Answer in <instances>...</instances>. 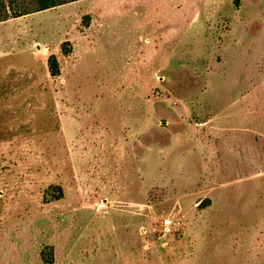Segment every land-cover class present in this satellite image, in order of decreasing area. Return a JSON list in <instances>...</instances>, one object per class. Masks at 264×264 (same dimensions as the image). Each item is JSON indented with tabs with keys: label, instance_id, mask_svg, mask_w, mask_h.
Listing matches in <instances>:
<instances>
[{
	"label": "rangeland",
	"instance_id": "rangeland-1",
	"mask_svg": "<svg viewBox=\"0 0 264 264\" xmlns=\"http://www.w3.org/2000/svg\"><path fill=\"white\" fill-rule=\"evenodd\" d=\"M0 264H264V0H0Z\"/></svg>",
	"mask_w": 264,
	"mask_h": 264
},
{
	"label": "crops",
	"instance_id": "crops-1",
	"mask_svg": "<svg viewBox=\"0 0 264 264\" xmlns=\"http://www.w3.org/2000/svg\"><path fill=\"white\" fill-rule=\"evenodd\" d=\"M202 124H206V122L202 123ZM202 130H203V132L205 131L204 129H202ZM226 130H227L226 128L223 131H222V129L216 128V129H212V130H206V134H204L205 137H203L202 142H205L206 144L202 145V149L208 151L207 158H204V160H203V162L206 161V164L208 165V167L206 168V171H207L206 177L208 180H207V182H205V184L209 183V180L213 179L214 174L217 171H220V169H222V166H223V164H222L223 161H221V158L219 156V151H218L219 150L218 147H220V144H219L220 139L217 137L222 138L223 136H225V137L228 136V139H229V137H230V139L232 137L234 139V141L236 140V138L239 137L238 135H227L228 132H226ZM200 131H201V129H200ZM180 136H185V135H180ZM250 137L255 138V135H250ZM259 138H261L260 135H259V137L255 138L257 140V142H258ZM233 145H235V146L230 148V149H232L231 154L235 155V157L236 156L242 157L241 149L239 148L238 144L235 143ZM238 158L239 157H237V160H238ZM206 186H208V185H206Z\"/></svg>",
	"mask_w": 264,
	"mask_h": 264
},
{
	"label": "trees",
	"instance_id": "trees-1",
	"mask_svg": "<svg viewBox=\"0 0 264 264\" xmlns=\"http://www.w3.org/2000/svg\"><path fill=\"white\" fill-rule=\"evenodd\" d=\"M71 1H76V0H36L37 3V11H44L48 10L51 8H54L56 6L62 5L66 2H71ZM85 19H88L89 16H85ZM69 42L63 43L64 45V52L68 53L69 49H67L65 46L69 45ZM48 66H49V71L52 76H58L60 69H59V63L57 61V58L54 55H51L48 58Z\"/></svg>",
	"mask_w": 264,
	"mask_h": 264
},
{
	"label": "built area",
	"instance_id": "built-area-1",
	"mask_svg": "<svg viewBox=\"0 0 264 264\" xmlns=\"http://www.w3.org/2000/svg\"><path fill=\"white\" fill-rule=\"evenodd\" d=\"M171 221L169 219H163L161 222L162 235H168L171 232Z\"/></svg>",
	"mask_w": 264,
	"mask_h": 264
}]
</instances>
